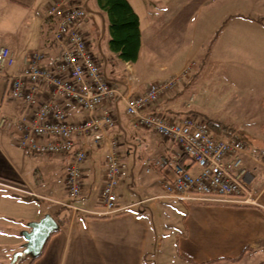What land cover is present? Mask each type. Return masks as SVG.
<instances>
[{
	"label": "crops",
	"instance_id": "0c3cea01",
	"mask_svg": "<svg viewBox=\"0 0 264 264\" xmlns=\"http://www.w3.org/2000/svg\"><path fill=\"white\" fill-rule=\"evenodd\" d=\"M81 1L86 10L82 27L93 53L108 81L120 93L106 104L116 124L99 143L94 141L95 137L75 139L76 147H85L88 153L82 163L84 197L77 203L84 212L69 211L64 223L50 235L40 255L31 264H148L149 247L154 245L155 235L150 231V219L139 208L132 207L142 197L159 193V174L149 169V163L164 152L169 143L153 131L134 127V119L125 112L124 97L144 92L149 83L167 79L178 73L188 61H193L189 56L164 60L158 50L148 47L144 34L149 14H165L166 11L174 14L186 10V7L173 0L171 4L169 0H128L139 18L141 41L136 61L130 62L110 50L107 16L100 10L97 0ZM50 2L0 0V44L9 49L14 59L13 64L0 69V102L5 103L6 115L22 108L20 101H4L7 77L23 71L25 58L39 49H47L52 59L59 54L58 47L50 45L51 26L45 19ZM211 59L210 50L192 83L172 96L161 98L153 107L154 111L175 121L183 118L189 110L183 103L184 96L190 89L206 73H223L210 69ZM229 91L230 86L225 82L222 95ZM39 96L43 98L42 94ZM65 105L70 120L82 116L71 103L65 102ZM245 124H239L241 127L236 133L246 134L255 142L249 144L246 141L243 154L245 167L253 171V176H248L247 180L254 190L255 203L217 204L188 197L169 198L172 207L182 215L180 231L169 235L175 249L171 255L184 264H264V162L259 158V153L264 151V135L245 130ZM112 138L117 140L121 156V182L133 173L137 186L136 190L124 188L129 201L123 203L119 198L120 183L117 188L119 204L130 207L104 214L100 201L97 203L94 199L99 200L100 188L94 190L92 187L94 184L101 187L103 183L109 151L107 141ZM69 161V155H40L22 148L15 132L0 129V241L10 247L9 257L22 248L24 238L21 231L27 229L28 222L38 220L46 213L56 219L58 203L66 195L65 176ZM190 168L195 170L196 166ZM143 170L145 174H142ZM87 194L89 198H86ZM154 206L166 208L157 202ZM182 254L191 261L183 259Z\"/></svg>",
	"mask_w": 264,
	"mask_h": 264
},
{
	"label": "built area",
	"instance_id": "2783aa9c",
	"mask_svg": "<svg viewBox=\"0 0 264 264\" xmlns=\"http://www.w3.org/2000/svg\"><path fill=\"white\" fill-rule=\"evenodd\" d=\"M45 19L51 26L50 45L58 47L59 54L52 59L47 49H39L25 58L23 71L7 77L4 101H20L22 108L6 115L5 103L0 102V129L15 132L18 145L35 154L69 155L65 176L68 199L63 203L67 207L82 193V163L88 155L85 147H76L75 139L95 137L99 143L113 129L115 117L106 104L120 93L108 81L82 27L86 10L81 0H51ZM13 63L9 49L0 44V69ZM196 68L194 61H188L171 77L153 81L144 92L124 97L125 112L134 119V127L153 131L169 143L149 163V169L158 172L159 188L166 198L255 203L254 190L247 180L253 171L243 163L247 145L241 138L214 132L194 114L175 121L154 111L155 104L187 82ZM65 102L81 111L82 116L70 120ZM107 143L99 201L102 213L112 214L130 206L122 207L118 201L122 177L118 142L112 138Z\"/></svg>",
	"mask_w": 264,
	"mask_h": 264
},
{
	"label": "rangeland",
	"instance_id": "374dc122",
	"mask_svg": "<svg viewBox=\"0 0 264 264\" xmlns=\"http://www.w3.org/2000/svg\"><path fill=\"white\" fill-rule=\"evenodd\" d=\"M86 1L88 0H83ZM169 1L171 4L172 1ZM173 1L179 6H185L186 10L174 14L168 11L165 14H149L147 24L144 25L148 47L153 51L158 50L166 61L189 56L197 66L209 49L212 55L210 69L223 72L206 73L204 78L201 77L199 83L184 96L183 103L187 104L185 108L197 106L202 113L229 125L232 130H237L241 127L239 124L246 123L243 127L245 130L264 135V0ZM221 25V31L209 46L215 30ZM225 82L230 86V91L222 95V85ZM191 83L192 80L178 85L166 96L174 95ZM239 137L249 144H255L246 134H239ZM142 174H145L144 170ZM127 177L120 187L119 198L123 203L129 201L124 188L134 190L137 186L136 174L131 173ZM99 186L94 184L92 188L97 190ZM83 192L82 190L79 198L71 202V206H67L70 211L82 212L80 209L83 207L77 203L83 199ZM89 197L87 194L86 198ZM142 198V202L138 201L132 208H139L150 219V231L155 235L154 245L149 247L150 261L147 263L184 264L171 255L175 249L174 241L169 236L180 231L181 212L172 207V201L164 197L161 190ZM67 199L66 192L65 198L58 205L63 206ZM94 199L99 203L98 198ZM155 201L166 205V208L154 206ZM165 216L167 220L164 219ZM0 242V264L28 263V259L11 263L10 247L4 241Z\"/></svg>",
	"mask_w": 264,
	"mask_h": 264
},
{
	"label": "trees",
	"instance_id": "16d2710c",
	"mask_svg": "<svg viewBox=\"0 0 264 264\" xmlns=\"http://www.w3.org/2000/svg\"><path fill=\"white\" fill-rule=\"evenodd\" d=\"M97 4L100 10L104 11L107 16L108 30L110 35L108 44L110 50L116 53L117 56L122 60L130 61V62L136 61L141 44L139 18L135 10L130 5L129 1L128 0H97ZM221 29H222V25L215 30L214 35L209 41V46H211L212 43L215 41ZM208 51L209 49H207L206 55L203 56V58L201 59V61L199 62L196 68V71L191 75L188 81L193 80L199 74L197 72L201 70L203 64L205 63V59L207 57ZM262 105L264 106V99L262 100ZM191 114L197 115L198 117L204 119L208 124V126L218 134H221L225 137L234 136L236 138H240L239 134L236 133V130H232L229 125H226L220 121L208 117L206 114L202 113L197 108H191L186 112V115H191ZM263 129H264V124H263ZM259 158L262 162H264V151H261L259 153ZM69 211L70 209L64 205L60 206L58 208V211H56L55 217L60 225L64 223L65 220L64 217L67 216ZM37 257L28 258L27 264H31V262L35 260ZM181 257L185 260L191 261L186 255L182 254Z\"/></svg>",
	"mask_w": 264,
	"mask_h": 264
},
{
	"label": "water",
	"instance_id": "95a60500",
	"mask_svg": "<svg viewBox=\"0 0 264 264\" xmlns=\"http://www.w3.org/2000/svg\"><path fill=\"white\" fill-rule=\"evenodd\" d=\"M59 229L58 221L49 213L40 219L27 223V229L21 231L24 243L20 250L12 254L11 263L37 257L50 235Z\"/></svg>",
	"mask_w": 264,
	"mask_h": 264
}]
</instances>
